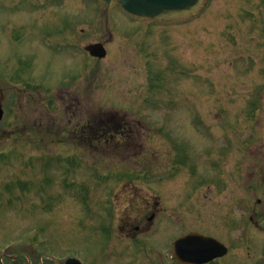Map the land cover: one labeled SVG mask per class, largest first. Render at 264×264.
Listing matches in <instances>:
<instances>
[{
	"label": "rangeland",
	"instance_id": "1",
	"mask_svg": "<svg viewBox=\"0 0 264 264\" xmlns=\"http://www.w3.org/2000/svg\"><path fill=\"white\" fill-rule=\"evenodd\" d=\"M98 41L104 58L85 50ZM0 103V264L92 262L101 232L83 188L125 180L90 172L136 163L166 173L140 186L182 188V171L225 140V168L236 172L246 149L250 170H264V0H209L186 22L134 16L117 0H0ZM123 107L133 126L116 132L120 146L83 140L99 118L119 123ZM125 139H137L135 161Z\"/></svg>",
	"mask_w": 264,
	"mask_h": 264
},
{
	"label": "flooded vegetation",
	"instance_id": "2",
	"mask_svg": "<svg viewBox=\"0 0 264 264\" xmlns=\"http://www.w3.org/2000/svg\"><path fill=\"white\" fill-rule=\"evenodd\" d=\"M76 105L79 111L82 105ZM84 110L89 112L91 108ZM92 111L111 114L102 108ZM133 111L123 107L114 114L125 119ZM132 126L133 122L125 123L127 129ZM103 130L89 126L84 132L90 137L91 132ZM110 130L114 132L116 127ZM108 133L111 138L105 141L109 147L108 142L113 143L111 147L120 146L114 138L117 134H104ZM227 141L213 150L212 159L206 162L210 166L200 161V169L182 171V188L140 186V180L151 184L162 180L166 173L139 171L136 163L130 168L100 171L108 175L106 178L130 179L118 187H104L103 192V187L89 186L85 190V201L100 206L98 218L89 220L88 225L99 228L101 234L96 241L99 246H89L99 256L92 262L83 257V264H264V170H250L246 149V154L236 159V172L232 164L225 168L222 157L227 160L233 149ZM125 142H130L126 148L138 146L136 140ZM93 188L100 191L94 192ZM179 239L180 255L175 250ZM56 264H66V259H57Z\"/></svg>",
	"mask_w": 264,
	"mask_h": 264
},
{
	"label": "water",
	"instance_id": "3",
	"mask_svg": "<svg viewBox=\"0 0 264 264\" xmlns=\"http://www.w3.org/2000/svg\"><path fill=\"white\" fill-rule=\"evenodd\" d=\"M109 1V0H107ZM122 6L137 15L161 19H187L200 12L207 0H118ZM91 54L99 57L106 55L102 43H92L87 46ZM4 109L0 107V121ZM69 264H77L75 259H70Z\"/></svg>",
	"mask_w": 264,
	"mask_h": 264
}]
</instances>
